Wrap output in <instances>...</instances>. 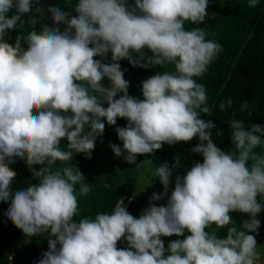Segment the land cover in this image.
Masks as SVG:
<instances>
[{
	"label": "clouds",
	"instance_id": "clouds-1",
	"mask_svg": "<svg viewBox=\"0 0 264 264\" xmlns=\"http://www.w3.org/2000/svg\"><path fill=\"white\" fill-rule=\"evenodd\" d=\"M259 3L247 0L249 8ZM41 5L0 0V202L9 204L4 215L25 236L47 233L48 248L35 264H258L257 240L248 233H258L256 217L264 211V125L228 120L232 147L225 151L213 141L216 125L201 118L211 116V108L196 78L207 73L223 45L207 39L206 28L185 24L204 23L209 0H76L71 11L50 5L53 26L37 30L45 15ZM17 29L9 43L7 33ZM109 54L111 62H102ZM121 60L164 71L141 81L138 99L128 93ZM233 103L221 101L220 111ZM251 109L246 99L239 105L249 115ZM118 118L127 121L115 127L122 147H109L127 163L194 138L199 143L191 151L202 162L176 175L170 194L180 156L171 167H155L163 191L152 193L138 218L122 199L110 212L80 217L78 197L92 186L68 162L78 153L91 159L105 122L116 125ZM17 160L37 182L13 192L10 165ZM57 162L63 166L53 167ZM165 198L163 205L153 203ZM232 212L248 219L238 228ZM220 228L227 229L225 238L217 236ZM171 236L183 239L165 248L161 237ZM122 239L127 247L118 248Z\"/></svg>",
	"mask_w": 264,
	"mask_h": 264
},
{
	"label": "trees",
	"instance_id": "trees-1",
	"mask_svg": "<svg viewBox=\"0 0 264 264\" xmlns=\"http://www.w3.org/2000/svg\"><path fill=\"white\" fill-rule=\"evenodd\" d=\"M75 2L76 0H42L41 6L45 15L43 20L37 23V30L42 24L53 26L47 16V8L50 5H57L71 11ZM14 12L15 9H12L8 15L11 16ZM207 12L209 18L204 23L186 22L185 27L206 28L209 34L206 38L215 39L223 45V51L209 66L207 73L196 79L198 83L204 84L208 95L207 105L211 108V116L202 115L201 118L213 121L216 125V128L211 130L213 141L218 147L228 151L232 147L228 120L236 118L243 120L245 125L251 123L264 125V0H260L255 8H249L247 0H209ZM212 13H216V16L211 17ZM28 15L36 14L33 11L22 18L27 20ZM60 27L63 30L64 26ZM27 30V26L21 29L24 34L27 33ZM18 31V29L9 31L5 39L9 43H14ZM212 33H215L214 37ZM94 59L101 58L94 57ZM102 62H111L110 54L103 58ZM119 63L121 69L124 70V78L130 82L129 95L138 99L143 98L140 92L141 81L157 72L164 71L160 66L134 67L127 60H121ZM109 83L105 78L104 86L107 87ZM227 99H232L234 103L231 108L222 112L219 109V103ZM245 99L253 106L250 115L248 112L239 110L240 103ZM233 109H236L235 117L232 116ZM126 123L127 121L123 118H118L116 125L112 126L105 122L104 133L96 139L91 159L78 153L74 154L73 160L68 162L78 167L85 176L84 182L90 183L92 186V190L87 196L78 197L80 217H94L97 212H110L114 209L116 201L122 196L130 198L126 208L134 217L138 218L142 210L148 206L136 197L135 188L131 182L135 176L124 163L125 160L121 159L120 162V159L113 153L110 155V147L105 146L110 143L117 145L119 142L121 143L117 138L115 127H124ZM217 130L222 132L221 136L216 135ZM66 143V140H62V147L66 146ZM198 143V139L194 138L187 143L181 142L172 146L165 144L152 154L137 155L136 160L140 162L152 160L158 164L167 162L171 167L176 156H180L181 167L175 168L173 171L183 175L193 162H202V156L191 151ZM256 151H260V149L258 148ZM108 161L111 162L109 166H107ZM61 166H63L61 162L53 165V167ZM10 167L16 172L12 183L13 192L37 182L24 161L17 160ZM32 167L38 170L40 166L33 165ZM76 187L78 191L79 185ZM8 206V203L0 202V264H35L48 248L47 233L25 236L4 215ZM230 215L238 228L243 220L248 219L247 214L239 212H232ZM256 218L260 220L258 233L250 232L248 234L255 235L258 244V242H264V211L259 213ZM226 233V228H220L216 234L219 238H225ZM117 247L124 248L127 247V244L122 239L118 242Z\"/></svg>",
	"mask_w": 264,
	"mask_h": 264
},
{
	"label": "rangeland",
	"instance_id": "rangeland-1",
	"mask_svg": "<svg viewBox=\"0 0 264 264\" xmlns=\"http://www.w3.org/2000/svg\"><path fill=\"white\" fill-rule=\"evenodd\" d=\"M118 145H120L122 147V142L121 143L119 142ZM105 146L109 147V144H106ZM109 149H110L109 151H110V155H111L113 152H112L111 148H109ZM118 158L120 159V162H121V159H123V157H118ZM110 163L111 162L108 161L107 166H109ZM124 163L127 164V167L130 170H132V172L135 176L131 182L134 185L136 197L138 199H140V201L143 204L148 205L149 199H150L152 193H154V192L160 193L163 191V186L159 182V179L156 177H153V172L155 170V167H159L160 164H158L152 160H142L141 162L136 160L135 164H129L126 161ZM176 175H178V174L173 171L172 182L169 185V194H170L172 187L174 186V178ZM153 203H156L158 206L163 205L166 203V198L163 200H160V201H155ZM213 228H215L214 225H213ZM211 230L212 229H210V231ZM217 232H218V229L216 230V233ZM188 234L189 233H187V231H185L184 235L186 236ZM161 239L163 240L164 244L166 245L171 240L183 239V237L171 236V237H161ZM258 250L261 253V257H260V260L258 261V264H264V242L263 241L258 242Z\"/></svg>",
	"mask_w": 264,
	"mask_h": 264
},
{
	"label": "built area",
	"instance_id": "built-area-1",
	"mask_svg": "<svg viewBox=\"0 0 264 264\" xmlns=\"http://www.w3.org/2000/svg\"><path fill=\"white\" fill-rule=\"evenodd\" d=\"M120 199L123 200V204L127 207V203H128V201L130 200V198H128V197H126V196H122V197H120V198L116 201L115 206L119 203V200H120ZM115 206H114V207H115Z\"/></svg>",
	"mask_w": 264,
	"mask_h": 264
}]
</instances>
